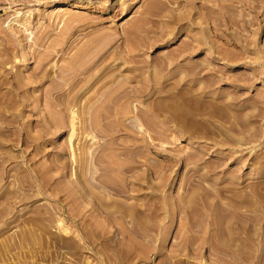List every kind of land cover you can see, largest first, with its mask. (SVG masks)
I'll list each match as a JSON object with an SVG mask.
<instances>
[{
    "label": "rangeland",
    "instance_id": "374dc122",
    "mask_svg": "<svg viewBox=\"0 0 264 264\" xmlns=\"http://www.w3.org/2000/svg\"><path fill=\"white\" fill-rule=\"evenodd\" d=\"M58 1L0 0V264H264V0Z\"/></svg>",
    "mask_w": 264,
    "mask_h": 264
},
{
    "label": "bare ground",
    "instance_id": "6f19581e",
    "mask_svg": "<svg viewBox=\"0 0 264 264\" xmlns=\"http://www.w3.org/2000/svg\"><path fill=\"white\" fill-rule=\"evenodd\" d=\"M86 2H89V0H85ZM119 2L121 1V0H118ZM117 1V2H118ZM68 2V0H62V1H58V2H56V7L57 6H60V5H65L66 3ZM115 2V1H114ZM68 18V17H67ZM66 19V18H65ZM16 32V31H15ZM14 32V33H15ZM13 37V36H12ZM15 37V36H14ZM14 39V38H13ZM18 42H20V41H18ZM3 62V61H2ZM4 63V62H3ZM12 79H13V77H12ZM19 81V80H18ZM17 81V82H18ZM19 83V82H18Z\"/></svg>",
    "mask_w": 264,
    "mask_h": 264
}]
</instances>
